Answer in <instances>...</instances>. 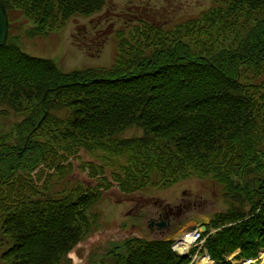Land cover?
Here are the masks:
<instances>
[{
  "label": "trees",
  "instance_id": "trees-1",
  "mask_svg": "<svg viewBox=\"0 0 264 264\" xmlns=\"http://www.w3.org/2000/svg\"><path fill=\"white\" fill-rule=\"evenodd\" d=\"M108 2L13 0V6L32 19L31 35L38 36L64 28L73 16L100 14ZM217 4L202 19L168 30L144 16L129 34L116 32L114 65L104 77L63 74L50 60L39 64L13 39L0 47L2 107L21 112L19 103L31 104L15 144L0 143L6 170L0 177V261L68 264V252L91 230L98 191L76 186L75 197H53L47 177L41 171L37 181L32 176L73 132L74 153L101 149L128 158L122 179L115 176L127 194L151 177L168 186L191 175L213 176L229 201L226 215L204 224L203 237L219 230L205 243L214 264H229L225 258L237 250L246 260L264 251V0ZM247 68L254 71L250 78ZM52 75L56 81L47 85ZM52 108L65 115L50 123L60 135L50 138L38 129ZM37 112L41 121L31 119ZM129 128L141 130L133 145L108 140ZM123 246L124 253L111 252L113 264H189L171 251L172 242L133 237Z\"/></svg>",
  "mask_w": 264,
  "mask_h": 264
},
{
  "label": "rangeland",
  "instance_id": "rangeland-1",
  "mask_svg": "<svg viewBox=\"0 0 264 264\" xmlns=\"http://www.w3.org/2000/svg\"><path fill=\"white\" fill-rule=\"evenodd\" d=\"M4 1L8 13V39H13L21 51L38 59L39 64L43 60L56 63L63 74L86 73L96 77H104L108 73L106 70L114 65L116 32L129 34L138 18L146 16L158 23L153 26L159 25L168 30L188 19H202L213 6L220 7L217 4L220 0H109L100 14L73 16L65 28L34 37L31 31L36 25L32 19L24 14L22 16L13 6V0ZM247 69L246 76L250 78L254 71ZM261 80H264V75ZM46 81L47 85L52 84L56 78L52 75ZM32 85L38 86L39 83L33 82ZM43 86L44 83L42 91ZM40 99L39 96L35 101L39 103ZM19 105L21 112H15L2 107L3 103H0V143L14 145L18 133H22L31 104L23 102ZM37 115L38 112L31 119L40 118L41 121L42 115ZM46 115L38 132L43 136L45 129L48 137H57L59 133L50 123L55 118L64 117L65 111L52 108ZM77 135L78 132L67 133L64 149L35 169L32 176L37 181L41 171V177H47L53 197H75L76 192L73 193L72 189L76 186L84 191L93 189L99 192L91 209L95 224L69 253L81 264H113L111 252L124 253V242L133 237L173 243L186 230L200 224L208 225L217 215L228 213L229 201L223 199L222 188L213 176L191 175L168 186L151 177L146 184L140 181L139 188L132 193L123 192L115 176L122 179L124 170L130 165L128 158L111 157L101 149H82L74 153L71 140ZM139 136L141 130L129 128L108 140L125 141L127 146H131L133 139ZM51 149L56 150L55 145ZM70 150L67 161L62 160L60 155ZM1 169L5 174L6 170L0 163V177L4 175ZM42 182L40 180L38 185ZM158 224L163 226L158 227ZM211 231L214 235L215 229ZM174 252L180 257L177 251ZM225 261L229 264L250 262L242 259L238 250L228 255ZM0 264L4 263L0 261ZM252 264L262 263L255 260Z\"/></svg>",
  "mask_w": 264,
  "mask_h": 264
},
{
  "label": "built area",
  "instance_id": "built-area-1",
  "mask_svg": "<svg viewBox=\"0 0 264 264\" xmlns=\"http://www.w3.org/2000/svg\"><path fill=\"white\" fill-rule=\"evenodd\" d=\"M172 249L180 255L193 251L194 254L190 256V264H213L209 254L204 249V241L201 240L199 230L184 235L183 238L176 241Z\"/></svg>",
  "mask_w": 264,
  "mask_h": 264
},
{
  "label": "water",
  "instance_id": "water-1",
  "mask_svg": "<svg viewBox=\"0 0 264 264\" xmlns=\"http://www.w3.org/2000/svg\"><path fill=\"white\" fill-rule=\"evenodd\" d=\"M8 28V15L4 3L0 0V47H4L7 42ZM158 226L162 227L163 224H158ZM202 230H204V228H202ZM69 258L72 260V264H81L74 256L69 255Z\"/></svg>",
  "mask_w": 264,
  "mask_h": 264
},
{
  "label": "bare ground",
  "instance_id": "bare-ground-1",
  "mask_svg": "<svg viewBox=\"0 0 264 264\" xmlns=\"http://www.w3.org/2000/svg\"><path fill=\"white\" fill-rule=\"evenodd\" d=\"M261 257H263V256H261ZM252 263H253V260L248 262V263H236V264H252Z\"/></svg>",
  "mask_w": 264,
  "mask_h": 264
}]
</instances>
